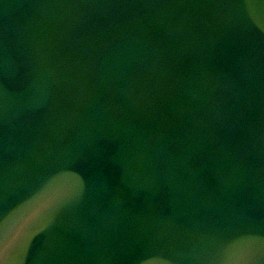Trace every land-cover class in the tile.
I'll return each instance as SVG.
<instances>
[{
	"label": "water",
	"instance_id": "95a60500",
	"mask_svg": "<svg viewBox=\"0 0 264 264\" xmlns=\"http://www.w3.org/2000/svg\"><path fill=\"white\" fill-rule=\"evenodd\" d=\"M0 264H264V0H0Z\"/></svg>",
	"mask_w": 264,
	"mask_h": 264
}]
</instances>
